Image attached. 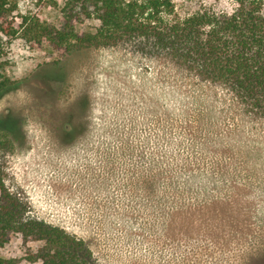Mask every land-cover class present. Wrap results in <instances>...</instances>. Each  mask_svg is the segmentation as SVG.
I'll use <instances>...</instances> for the list:
<instances>
[{"label": "rangeland", "instance_id": "rangeland-1", "mask_svg": "<svg viewBox=\"0 0 264 264\" xmlns=\"http://www.w3.org/2000/svg\"><path fill=\"white\" fill-rule=\"evenodd\" d=\"M65 1L21 0L15 18L34 16L61 27ZM175 3L182 16L235 6L232 0ZM97 25L87 21L77 28ZM138 49L127 44L83 51L72 58L64 82L50 83L35 73L46 62L66 59L64 51L47 42H12L6 74L22 82L0 99V120L14 123L21 136L0 155L6 186L27 204L31 218L87 240L100 264H264V120L233 126L232 140L220 147L230 144L226 154L189 160L199 175L195 185L187 183L191 172L176 169L185 176L180 191L151 196V166H182L190 140L163 120L162 92L151 102L154 65L149 50ZM85 96L84 129L68 142L61 126L69 113L79 114L76 101ZM167 105L182 118L180 109ZM211 198L219 217L196 225L172 221L170 239L159 242L166 212ZM39 247L16 234L0 256L34 264L28 257Z\"/></svg>", "mask_w": 264, "mask_h": 264}, {"label": "trees", "instance_id": "trees-1", "mask_svg": "<svg viewBox=\"0 0 264 264\" xmlns=\"http://www.w3.org/2000/svg\"><path fill=\"white\" fill-rule=\"evenodd\" d=\"M20 1L0 0V99L22 82L6 74L11 65L8 47L18 38L37 45L47 42L64 51L66 59L46 62L35 73L50 83L64 82L72 58L83 51L127 44L138 46L141 54L149 50L154 65L151 102L162 92L163 120L181 127L190 140L187 158L179 160L182 166L166 162L151 166V196L164 198L180 191L185 185L180 178L185 176L176 169L191 172L187 183L195 185L199 175L189 160L196 161V154L202 161L209 155L226 154L230 144L220 147L223 140H232L233 126L264 120V0H232V10L184 16L176 12L175 0H66L61 27L34 16L16 20ZM87 21L98 25L79 32L77 26ZM192 87L196 90L190 91ZM76 102L79 114L69 113L61 126L68 142L80 136L85 126L82 118L90 106L88 96ZM168 103L180 109L182 118H176ZM4 122L0 120V155L14 149L21 136L14 123L6 126ZM216 201L211 198L202 205H181L183 209L166 212L159 242L170 239L172 221L196 225L203 217H219ZM29 215L27 204L6 186L0 161V249L17 234L26 242L40 243L28 257L31 263L100 264L87 240ZM0 264L16 263L0 256Z\"/></svg>", "mask_w": 264, "mask_h": 264}]
</instances>
